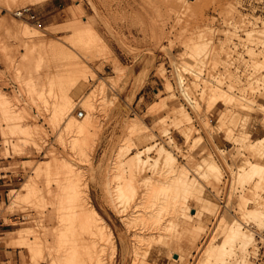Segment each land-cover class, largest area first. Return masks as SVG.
<instances>
[{"label":"rangeland","instance_id":"1","mask_svg":"<svg viewBox=\"0 0 264 264\" xmlns=\"http://www.w3.org/2000/svg\"><path fill=\"white\" fill-rule=\"evenodd\" d=\"M239 3L240 0H0V92L8 97L6 117L0 112V161L8 164L6 167L2 163L1 170H11L17 180L7 200L0 204V219L4 223L0 227V264H49L52 255L56 258L52 264H142L150 255L152 264H198L205 249L215 247L210 242L219 219L223 215L240 219L241 194L253 197V183L238 185L233 179L232 173L239 167H247L251 161L250 148L242 149L247 139L242 142L241 137L249 133L256 140L264 135V85L261 84L264 71L253 70L260 80L258 85L257 78L256 83H250L249 75L253 74L250 47L239 41L246 38L245 32L264 29V11L246 14L245 9H239ZM26 6L37 15L39 24L14 15ZM201 34L212 44L198 59L191 60L185 48L194 44ZM241 50L243 53L239 54ZM234 54L249 63L251 70L246 81L228 71L226 83L220 70L228 69ZM185 61L196 66L195 70L187 68L181 74L183 82L184 75L187 77L183 94L194 97L189 101L191 106L175 88V75L179 76L176 66ZM231 86L232 96L243 93L253 99L248 100L251 105L247 103L242 108L219 98L212 101L211 88L229 91ZM63 105H74L71 116L76 120L83 119L76 117L79 109L93 107L94 111L90 112L96 120L94 128L87 134L67 129L72 119L63 115V109L60 110ZM184 113L191 121L179 127L176 122ZM129 124L141 132L132 139L136 150L158 145L141 157L146 159L149 155L150 161L137 172L142 186L140 204L137 202L134 208L124 203L125 207L118 208L123 215L107 206L103 188L106 181L117 186L126 176L116 156L124 146V139L130 136ZM31 127L40 131L36 138L30 133ZM228 129L233 132L229 133ZM162 145L176 155L179 168L185 165L194 168L192 177H196V164L209 157L208 154L223 173L218 180L200 179L198 175L196 188H199L189 194L188 205L196 210H199L196 195L201 189L200 196L216 205L214 214L204 218L205 230L197 237L191 235V225L184 230L175 220L168 222L160 235L151 236L144 231L156 215H150L153 202L143 199L141 189L152 191L151 186L173 177L163 168L162 158H158ZM124 155V158L132 157L131 152L124 151ZM228 172L232 175V189H229L231 195L228 194L229 207L224 212L216 195L221 184H229L223 180ZM59 179L63 180L59 182ZM61 182L65 186L58 189ZM80 188L81 194L88 188L93 204L112 228L110 240H101L82 220L78 205L81 194L77 192ZM168 190L164 192L170 193ZM58 191L63 193L58 196L61 199L57 198ZM192 213H195L192 209L186 212V218ZM14 215L25 219L15 222L10 219ZM255 229L251 225L248 230L256 232ZM27 241L35 247L31 257L26 249ZM255 247L249 249V264H264V253L261 261L253 259Z\"/></svg>","mask_w":264,"mask_h":264},{"label":"bare ground","instance_id":"2","mask_svg":"<svg viewBox=\"0 0 264 264\" xmlns=\"http://www.w3.org/2000/svg\"><path fill=\"white\" fill-rule=\"evenodd\" d=\"M254 24V23H253ZM90 25V24H89ZM235 25V24H234ZM238 25V24H236ZM91 27V26H90ZM241 27V26H240ZM92 29V27H91ZM79 30V29H78ZM81 30V29H80ZM83 33H84V29ZM81 30V31H82ZM77 31V30H76ZM96 31V30H95ZM242 31V30H240ZM248 31V30H247ZM90 32V31H89ZM86 33V32H85ZM88 33V32H87ZM204 33V32H202ZM246 34V38L245 39H241L239 41L243 42L245 44V46L250 47L249 49V54L252 55V59H253V63L251 64L252 66V72L253 74H250L249 76L251 77L249 80L251 81V84L256 83V78L257 76H255L254 71L257 70H263L264 71V29H260V30H251L250 32H245ZM82 34V33H80ZM232 34V33H230ZM84 35V34H83ZM88 35V34H87ZM230 36V35H229ZM233 35H231L232 37ZM88 37V36H87ZM93 37V36H92ZM234 37V36H233ZM94 38V37H93ZM97 37L94 38V40H96ZM197 38V37H196ZM238 39V38H237ZM101 40V39H100ZM100 40H98L99 42H101ZM194 40V39H193ZM97 41V40H96ZM193 42V41H192ZM191 42V43H192ZM212 44L211 40H208L205 38V36L203 34L198 36V40L196 42H194V44H190L187 45V49L190 52V59L192 60L193 58L197 59L200 57L201 53L206 51L205 49L208 47V45ZM105 45V44H104ZM221 45V44H220ZM241 45V44H240ZM94 46V45H93ZM185 47H186V43H185ZM223 47V46H222ZM235 47V46H234ZM225 48V46H224ZM209 49V48H208ZM207 49V50H208ZM102 50V49H101ZM226 50V49H225ZM225 50H222V52L225 53ZM229 50V49H227ZM226 50V51H227ZM235 51V50H234ZM188 52V54H189ZM248 52V51H247ZM229 53V51H228ZM236 53V52H235ZM219 54V53H218ZM227 55V54H226ZM199 56V57H198ZM229 56V55H228ZM187 57V58H189ZM205 57V56H204ZM257 58H261L262 60H256ZM194 59V61H195ZM229 59V58H228ZM205 60V59H204ZM219 60V59H218ZM227 60V59H226ZM200 61V60H199ZM255 61V62H254ZM191 62V61H190ZM218 62V61H217ZM225 62V61H224ZM189 62L185 64H180L176 66V72H178L179 76V82L183 83V76L181 75L183 70L187 69V68H192V70L196 69V66L194 67V64H188ZM226 64V63H225ZM215 65V62H214ZM220 65V64H219ZM217 66V65H216ZM228 66V65H226ZM222 67V66H221ZM215 68V66H214ZM224 68V67H223ZM213 69V67H212ZM227 70V69H226ZM225 70V71H226ZM251 70V69H250ZM229 73V72H228ZM258 73V72H257ZM260 74V73H259ZM258 74V75H259ZM252 75V76H251ZM259 77V76H258ZM221 79V78H220ZM264 76H261V81H263ZM213 80V78H212ZM258 79L257 78V85H258ZM215 81V80H214ZM222 81V80H220ZM224 82V81H223ZM260 82V81H259ZM205 83V82H204ZM249 83V84H250ZM261 83V82H260ZM264 83V82H263ZM263 83H261L262 85H264ZM234 84V83H233ZM248 84V85H249ZM250 84V85H251ZM207 85V84H206ZM219 85V84H218ZM103 86V90L105 89V86ZM209 86V85H208ZM253 86V85H252ZM232 87H229V91L228 90H222V89H212L211 87V91L213 90L212 94H211V99L212 101H216V99L218 100L221 99L224 102L227 101L228 104H237L242 108H244L245 104L249 103L248 100H253L251 98H247V96H245L243 93L241 96L239 97H234L230 94L232 90ZM264 87V86H263ZM261 87V88H263ZM227 88V87H226ZM252 88V87H251ZM254 88V87H253ZM101 89V88H100ZM209 89V88H208ZM260 89V87H259ZM234 90V88H233ZM244 90V89H243ZM230 92V93H229ZM245 92V91H243ZM189 93V92H188ZM253 93V92H252ZM255 93V91H254ZM186 94V93H184ZM209 94V93H208ZM240 94V93H239ZM187 95V94H186ZM188 96V95H187ZM189 101H191V98L188 97L187 98ZM8 101V97L6 94H3L2 92H0V112L3 113V116L6 115V104ZM87 101V100H86ZM222 101V102H223ZM94 102V101H93ZM211 102V101H209ZM73 103V102H71ZM196 103V102H195ZM226 103V102H225ZM197 104V103H196ZM214 104V103H213ZM250 104V103H249ZM89 105V104H88ZM94 105V103H93ZM251 105V104H250ZM65 106V105H63ZM74 105H68L65 106L64 108H60L63 109V115L67 116L69 115V117H71V124L68 126L67 129H73L76 132H80V133H85L89 132V130L92 129V127L94 128V122H96V120L94 121V117L92 116V113L90 112V110H93V107L91 109V107L88 109L86 108L85 110V116L83 117L82 120H76L73 119V116H71V113L73 111V109L75 107H73ZM86 106V105H85ZM59 107V106H58ZM57 107V108H58ZM73 107V108H72ZM84 107V106H83ZM195 107V106H193ZM198 107V106H197ZM248 108V107H247ZM261 108V107H260ZM82 109V108H81ZM198 109V108H197ZM55 110V109H54ZM58 110V109H57ZM55 110V111H57ZM59 110V111H60ZM224 110V109H223ZM242 110V109H241ZM58 111V112H59ZM240 111V110H239ZM223 112V111H222ZM61 113V111L59 112ZM237 113V112H236ZM56 114V112H55ZM251 114V113H250ZM57 115H59L57 113ZM94 115V114H93ZM225 116V115H224ZM223 116V118H224ZM6 117V116H5ZM76 117L78 119H80L78 117V115L76 114ZM228 117V116H227ZM245 117V116H244ZM239 118V117H238ZM21 119V118H20ZM225 119V118H224ZM227 119V118H226ZM225 119V120H226ZM245 119V118H244ZM249 119V118H248ZM264 120V118H262ZM19 120V118L17 119ZM246 120V119H245ZM262 120V121H263ZM133 121V120H132ZM190 120V116L186 113L182 114V117L180 120H178L176 123L178 124V126L180 127L181 125H184V123H189ZM243 121V120H242ZM255 121V120H254ZM19 122V121H18ZM9 123V122H8ZM254 123V122H253ZM132 124V123H131ZM176 124V125H177ZM238 124V123H237ZM256 124V123H255ZM230 126V124H228ZM232 125V124H231ZM236 125V124H235ZM256 126V125H255ZM20 127V126H19ZM235 127V126H234ZM30 128V127H29ZM245 128V127H244ZM252 128V127H251ZM127 129L130 133V136L124 139V146L122 148V146L118 149L117 151V162L119 163V166L122 167L123 171L125 170V177L123 176V179H121V182H119L117 184V186H112V182L106 181V185L103 188V199L105 201V203L107 204V206H110L112 209H120L122 206H124V203L130 204L134 206V208H137V202L140 201V188H142L141 184L139 183V180L137 178V172L141 169V166H143V164L145 165L148 160L150 161V156L148 155V157L146 159H141V157L145 154H149L151 153L156 145V144H151L149 146H147L145 149L143 150H136V147H134V142H133V137L138 136L139 133V129L136 128V126L130 125L127 126ZM250 129V128H249ZM254 129V128H253ZM252 129V130H253ZM264 129V128H263ZM30 133L36 138L37 135L39 134L40 131H38L37 127H31ZM257 130V129H256ZM167 131V130H166ZM231 130L228 129L229 133ZM127 132V131H126ZM144 132V131H143ZM189 132V131H187ZM227 132V133H228ZM243 132V131H242ZM245 132V130H244ZM254 132V131H253ZM261 132V131H260ZM264 132V131H263ZM228 133V135H229ZM11 134V133H10ZM13 134V133H12ZM11 134V136H12ZM26 134V133H25ZM146 134V133H145ZM185 134V133H184ZM187 134V133H186ZM6 135V134H5ZM80 135V134H79ZM240 135V134H239ZM238 135V136H239ZM243 135V134H241ZM251 134H246V136H239L241 137L240 141L247 139L246 142L242 141L245 143V145L241 146L243 147L242 149L244 150L245 148H247V150H249L248 148H250V157H251V161L253 160V162L250 161L247 162L248 166L247 167H239L237 168V171L232 173L233 174V179L235 178L237 181L236 183H238V185H246L245 183H253V188L252 189V194L253 197L252 198H248L245 195L240 196L239 199V210L241 211V215L242 217L240 219L233 217V218H226L224 217V215L219 219V222L217 224V228L215 230V235L213 236V238L211 239L210 245L213 243H215V247L211 245V248L209 249H205L204 251V256L201 257L198 261V264H249V260H248V256L250 254V247L256 244V241L258 239V236L260 237L261 233L260 231L264 229V135L261 136L258 139H251ZM81 137V136H80ZM132 137V138H131ZM149 137V136H148ZM232 137V135H231ZM238 137V138H239ZM258 137V136H257ZM188 138V137H187ZM191 138V137H189ZM237 138V137H236ZM235 138V139H236ZM237 138V140H238ZM29 139V138H28ZM34 139V138H33ZM234 139V140H235ZM36 140V139H35ZM34 140V141H35ZM87 140V139H86ZM236 140V141H237ZM4 141V140H3ZM10 141V140H8ZM122 141V140H121ZM81 142V141H80ZM200 142V141H199ZM239 142V140H238ZM35 143V142H34ZM202 143V142H201ZM237 143V142H236ZM248 144V145H246ZM9 145V144H8ZM198 145V144H197ZM200 145V144H199ZM242 145V143L240 144ZM10 146V145H9ZM81 147V146H80ZM138 148V147H137ZM159 149V148H158ZM200 150V149H199ZM241 150V149H240ZM246 150V149H245ZM124 151L126 152H131L132 153V157L129 158H124L126 157L124 155ZM134 151V152H133ZM196 151V150H195ZM203 151V150H202ZM194 152V151H193ZM204 152V151H203ZM202 152V153H203ZM158 153V151H157ZM200 152V154H202ZM206 153V152H205ZM245 153V152H244ZM248 153V152H247ZM6 156V154H4ZM199 155V154H198ZM244 155V154H243ZM209 157L205 158V160H203L202 158V162L199 164H196L195 167V174L196 177L193 176L192 177V173L191 170L194 168H190L189 166H183L181 168H179L177 165L178 161H177V157L176 155L169 149H167L166 147H164L163 145L160 147L159 149V157L158 158H162L163 160V168L166 169V171H168V173H172L173 177L171 178V180H167L168 182H158V184L153 185V187L151 186V190L148 189H141L143 192L141 194V196L144 198H146L147 200H149L150 202H153L152 205V209H151V214L152 216H154V218L150 219V225L147 226V228H145V232L148 233V235L150 234L151 236H153L154 234H162L161 231L164 230V228H166L168 222H171L173 220L174 223L178 222L181 224V227H184V230H187L188 226L191 225V232L194 237V235L196 234L195 237L199 236L198 234L202 233L205 230V222H204V218L206 217L207 214H211L213 215L216 209V205L210 203V201L208 202L207 200H204L202 198V196H200L201 191L198 192V194L196 195V202L199 206V210H196L193 207H190L188 205V198H189V194L192 193V190L194 188H196L197 186H199V178L203 179V178H215V179H220L223 176V173L221 172V169L218 165H216V163L214 162L212 156H210L208 154ZM247 157V156H246ZM245 157V158H246ZM249 157V156H248ZM249 157V158H250ZM115 158V157H114ZM157 158V159H158ZM248 158V159H249ZM248 159L246 158L245 160L248 161ZM64 161V160H63ZM54 162V161H53ZM116 162V163H117ZM191 162V161H189ZM196 162V161H195ZM197 163V162H196ZM52 165V164H51ZM41 166V165H40ZM58 166V165H57ZM60 166V165H59ZM65 167L64 165L62 166V168ZM194 167V166H193ZM48 168V167H47ZM56 168V167H54ZM67 168V167H66ZM65 168V169H66ZM52 169V168H51ZM64 169V168H63ZM231 169V168H230ZM49 171V169H47ZM119 170V169H118ZM163 170V169H162ZM65 171V170H64ZM68 171V170H67ZM121 171V169H120ZM231 171V170H230ZM56 172V170H55ZM165 171H163L164 173ZM232 172V171H231ZM64 173V172H63ZM48 174V173H47ZM58 174V173H57ZM121 174V173H120ZM194 174V175H195ZM41 175V174H40ZM64 175V176H63ZM63 178L65 177L66 173L63 174ZM69 175V174H68ZM72 175V174H71ZM119 175V174H118ZM140 175V173H139ZM138 175V176H139ZM165 175V174H164ZM168 175V174H167ZM199 175V178L197 177ZM235 175V176H234ZM57 176H60L57 175ZM74 177V176H73ZM119 177V176H118ZM54 178V177H53ZM62 178V177H61ZM67 178V177H66ZM121 178V177H120ZM148 178V177H147ZM149 179V178H148ZM60 180L63 179H59L58 181L60 182ZM67 180V179H64ZM108 180V179H107ZM120 180V179H119ZM48 181V180H47ZM57 181V182H58ZM68 181V180H67ZM147 181V180H144ZM66 182V181H65ZM72 182V181H71ZM75 182V181H73ZM118 182V180H117ZM152 182V181H151ZM217 182V181H216ZM234 182V181H233ZM143 183V182H142ZM61 184V185H60ZM65 186V183H63ZM62 182L59 183L58 189L60 186L63 185ZM71 184V183H70ZM76 184V183H74ZM249 184V185H250ZM46 185V184H45ZM69 185V184H68ZM144 185V184H143ZM151 185V183H150ZM248 185V186H249ZM84 186V185H83ZM87 186V185H86ZM63 187V186H62ZM61 187V188H62ZM74 187V186H73ZM234 187V186H233ZM67 188V186H66ZM82 188V187H81ZM81 188L80 191H77L78 193L81 192ZM199 188V187H198ZM196 188V189H198ZM216 188V187H215ZM231 188V187H230ZM24 189V188H23ZM63 189V188H62ZM65 189V188H64ZM63 189V190H64ZM77 189V188H76ZM75 189V190H76ZM83 189V188H82ZM170 189L171 192L170 193H166L164 191ZM232 189V188H231ZM244 189V188H243ZM247 189V188H246ZM249 188V190H251ZM79 190V188H78ZM27 191V190H24ZM29 191V190H28ZM66 191V190H64ZM169 191V190H168ZM195 191V190H194ZM59 192V191H58ZM196 192V193H197ZM235 192V191H234ZM29 194V192H27ZM62 193L61 191L59 193H57V198L59 194ZM241 193V192H240ZM27 194V195H28ZM63 194V193H62ZM81 194V193H80ZM220 194V193H219ZM230 194V193H229ZM244 194V193H243ZM74 195H77L74 194ZM195 195V194H194ZM231 195V194H230ZM62 196V195H61ZM70 196V195H69ZM79 206L81 209V218L84 221V223H86V225L90 228L93 229V231H96L97 233V237H101V240H110L109 236L111 235V233L113 232L112 228L110 227L109 223L106 221V219L102 216V214L97 210V208L95 207V205L93 204L91 197H90V193L89 190L87 188V190L83 191L81 195H79ZM21 197V196H20ZM63 197V196H62ZM231 197V196H230ZM72 198H73V194H72ZM59 199V200H60ZM142 199V200H143ZM157 199V200H156ZM61 201V200H60ZM63 201V198H62ZM75 201V200H73ZM77 201V200H76ZM146 201V200H145ZM159 201V203H158ZM142 202V201H141ZM144 202V201H143ZM15 203V202H14ZM139 203V202H138ZM62 204V203H60ZM140 204V203H139ZM250 204H253V206H250ZM77 206V207H79ZM154 206V207H153ZM125 207V206H124ZM127 207V206H126ZM156 207V208H155ZM130 208V207H129ZM195 211V213H192L189 217L187 216L186 218V212L189 213L190 210ZM116 210V211H117ZM126 211V209H125ZM80 212V210H79ZM148 212V211H147ZM225 212V211H224ZM118 213L123 214L122 210H118ZM147 214V213H146ZM124 215V214H123ZM126 215V214H125ZM210 215V216H211ZM128 217V216H127ZM149 218H151L150 216H148ZM29 218V217H28ZM80 218V219H81ZM189 218L193 221H190ZM79 219V218H78ZM122 220H125V217H122ZM130 220V219H129ZM145 220V219H144ZM128 221V220H127ZM149 222V221H148ZM172 222V223H173ZM144 224V223H143ZM84 225V224H83ZM255 226V230H257L256 232H253L252 230H248L249 226ZM180 226V225H179ZM248 226V229H247ZM74 228V227H73ZM82 228V227H81ZM76 229V228H75ZM78 229V228H77ZM129 229V228H128ZM183 229V228H182ZM251 229V228H250ZM83 230V229H82ZM91 230V229H90ZM106 230L108 232V234H106ZM34 231V230H33ZM44 231V230H43ZM168 231V230H167ZM88 233V232H87ZM140 233V232H139ZM143 233V232H142ZM86 234V233H85ZM92 234V233H90ZM32 235H30L29 237H31ZM96 236V235H95ZM164 236V235H163ZM139 237V236H138ZM34 238V237H32ZM44 241H45V246L47 245L48 242V238L45 236L43 237ZM98 239V238H97ZM112 239V238H111ZM28 240V239H27ZM32 241V240H31ZM28 242V241H27ZM110 242V241H108ZM113 242V241H112ZM137 243V242H136ZM111 244V242H110ZM43 245V244H42ZM113 245V244H111ZM115 247V246H114ZM117 247V246H116ZM35 248V247H33ZM32 248V243L28 242L26 249L27 252L29 254V256L31 257L33 255V249ZM43 248V247H42ZM256 248V247H255ZM38 249V248H37ZM44 250V249H43ZM115 251V249H114ZM182 255H180V257L182 258ZM35 256V255H34ZM40 256V255H39ZM184 256V255H183ZM28 257V256H27ZM176 257V255H175ZM33 259V258H31ZM36 259V258H35ZM52 261L49 264H52L53 262H55L56 258L51 257ZM184 259V258H183ZM29 260V259H28ZM47 258L44 257V261L47 262ZM152 260V256L150 255L149 258L146 260V262H143L142 264H152L151 262ZM182 260V259H181ZM36 261V260H35ZM125 261V260H124Z\"/></svg>","mask_w":264,"mask_h":264},{"label":"built area","instance_id":"3","mask_svg":"<svg viewBox=\"0 0 264 264\" xmlns=\"http://www.w3.org/2000/svg\"><path fill=\"white\" fill-rule=\"evenodd\" d=\"M241 3H239V9L243 10L245 9V12L247 14V12L249 13H255L257 11H264V0H240ZM14 15L18 18L24 19L27 18L29 20H33L35 21L37 24H39V18L37 17V15L32 11L31 7H22L18 10H16L14 12ZM239 51V49H238ZM239 54L243 53V51L241 50L240 52H238ZM244 59H248L247 55H243ZM174 69V68H173ZM250 66L249 63L244 62L243 59H240L238 57L237 54L233 55V58L230 60L229 62V67L227 69V71H225L224 68H222L220 70L221 73V78L223 81H225L226 83L229 82L228 77V71H231L232 73H234L237 77H240L241 81H246V78L248 76V74L250 73ZM170 71V70H169ZM176 74L175 71L173 70V74ZM185 80L183 83L178 81V78L175 75V88L177 91V94L181 97V99L187 104L191 106V103L189 102V100L187 99V97L183 94V88H187L186 84H187V77L184 75ZM192 99L194 100L193 95H191ZM85 110L84 109H79L76 114L78 115L79 118H83L85 116ZM224 181H229V184L226 186L224 184H221L220 187V194L217 196L216 198L219 201V205L221 207L222 211H225L229 205H228V194H229V189H230V184L232 181V175L230 174V172L226 173L224 178ZM224 183V182H223ZM11 220L16 221H23L25 219V217L23 216H19V215H14L10 217ZM10 225V224H9ZM4 226V223L1 221L0 219V227ZM256 249H255V257L253 256V259L256 260V262L261 261V259L263 258V256H261V253H264V230L261 232L260 237L258 236V239L256 241Z\"/></svg>","mask_w":264,"mask_h":264},{"label":"crops","instance_id":"4","mask_svg":"<svg viewBox=\"0 0 264 264\" xmlns=\"http://www.w3.org/2000/svg\"><path fill=\"white\" fill-rule=\"evenodd\" d=\"M4 155V154H3ZM5 157V156H4ZM4 163V165L7 167L8 164L6 162L0 161V204L7 200V196L9 194V191L11 189V186H13L16 183V178L13 175V172L11 170L9 171H3L1 170V164ZM10 163V161L8 162ZM5 229H10L9 226H5ZM5 262H9V260H5Z\"/></svg>","mask_w":264,"mask_h":264}]
</instances>
